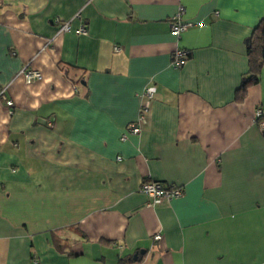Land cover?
I'll return each mask as SVG.
<instances>
[{
  "label": "crops",
  "instance_id": "obj_1",
  "mask_svg": "<svg viewBox=\"0 0 264 264\" xmlns=\"http://www.w3.org/2000/svg\"><path fill=\"white\" fill-rule=\"evenodd\" d=\"M263 17L264 0H0V264H264V65L237 99ZM143 181L182 195L151 206Z\"/></svg>",
  "mask_w": 264,
  "mask_h": 264
},
{
  "label": "built area",
  "instance_id": "obj_2",
  "mask_svg": "<svg viewBox=\"0 0 264 264\" xmlns=\"http://www.w3.org/2000/svg\"><path fill=\"white\" fill-rule=\"evenodd\" d=\"M183 13V8L179 7L178 13L171 18L170 20V33L172 36L178 38L180 34L190 28L192 23L183 22L181 19V15ZM55 23L58 25V33H64L70 31V23L69 22H61L59 19L55 20ZM75 33L77 35H86L87 29L84 26H80ZM115 52L119 51V48H114ZM190 56V51L184 49H175L173 52V60L172 66L176 69L182 68L187 59ZM25 81V83L30 84L40 78V74L38 71L25 67L20 73ZM155 94V89L149 87L145 89L142 94V102L140 105L139 113L137 120L134 123H131L127 126L126 134L123 135L122 140L126 138L128 134L136 135L140 133L142 125L145 124V115L148 112L150 102L153 99ZM0 101L4 103L7 108H11L13 106L12 101L7 97L6 88L0 86ZM264 115V110L261 108H257L254 113V120L260 118ZM259 129L261 132L264 131V122L259 125ZM140 192L147 197L149 200V205L157 206L163 203L164 201H169L173 198H178L182 195V191L180 188L169 186L165 187L160 183L151 182V181H143L140 184ZM160 235H155L153 237L154 241L160 240Z\"/></svg>",
  "mask_w": 264,
  "mask_h": 264
},
{
  "label": "trees",
  "instance_id": "obj_3",
  "mask_svg": "<svg viewBox=\"0 0 264 264\" xmlns=\"http://www.w3.org/2000/svg\"><path fill=\"white\" fill-rule=\"evenodd\" d=\"M248 66L249 70L245 77L242 78L239 89L237 90V99L242 100L248 86L259 82L260 72L264 65V17L259 21L258 25L252 30L248 39ZM262 109V108H261ZM264 122V115L255 119V123L259 126ZM264 135V131L262 132Z\"/></svg>",
  "mask_w": 264,
  "mask_h": 264
}]
</instances>
